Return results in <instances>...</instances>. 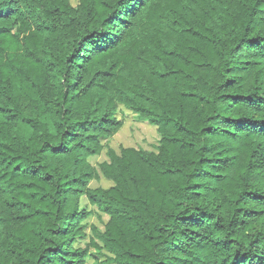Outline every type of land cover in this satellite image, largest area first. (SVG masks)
Instances as JSON below:
<instances>
[{
	"label": "trees",
	"instance_id": "1",
	"mask_svg": "<svg viewBox=\"0 0 264 264\" xmlns=\"http://www.w3.org/2000/svg\"><path fill=\"white\" fill-rule=\"evenodd\" d=\"M83 198L111 264H264V0H0V264H86Z\"/></svg>",
	"mask_w": 264,
	"mask_h": 264
},
{
	"label": "rangeland",
	"instance_id": "2",
	"mask_svg": "<svg viewBox=\"0 0 264 264\" xmlns=\"http://www.w3.org/2000/svg\"><path fill=\"white\" fill-rule=\"evenodd\" d=\"M80 0H72L74 6L79 5ZM117 118L123 123L120 132L112 139L105 140L103 143L106 147L112 149L117 154H120L122 149H135L137 151H146L157 153L161 143V136L155 126L150 125L147 121L140 118L132 111L123 106L118 108ZM109 161L106 151L101 155L90 159V163L95 168ZM114 185L101 177L98 181H93L90 184L92 189L108 190ZM81 211L87 216L80 222L83 227V236L76 238L73 247L75 249H89V256L86 259V264H111L108 261L109 255L104 250L94 248L91 241H94L99 246V240L95 236V230L102 233L105 231L109 222V217L96 207L89 205L88 201L83 198L80 201Z\"/></svg>",
	"mask_w": 264,
	"mask_h": 264
},
{
	"label": "snow or ice",
	"instance_id": "3",
	"mask_svg": "<svg viewBox=\"0 0 264 264\" xmlns=\"http://www.w3.org/2000/svg\"><path fill=\"white\" fill-rule=\"evenodd\" d=\"M106 39H108V38L101 37L100 40H99V43H103Z\"/></svg>",
	"mask_w": 264,
	"mask_h": 264
}]
</instances>
